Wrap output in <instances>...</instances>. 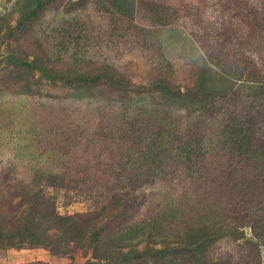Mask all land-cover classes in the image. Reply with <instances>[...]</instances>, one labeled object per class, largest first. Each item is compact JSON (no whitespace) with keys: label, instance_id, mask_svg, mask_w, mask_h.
Here are the masks:
<instances>
[{"label":"rangeland","instance_id":"obj_1","mask_svg":"<svg viewBox=\"0 0 264 264\" xmlns=\"http://www.w3.org/2000/svg\"><path fill=\"white\" fill-rule=\"evenodd\" d=\"M263 219L264 0H0V264H124L215 223L240 232L219 260L264 264Z\"/></svg>","mask_w":264,"mask_h":264},{"label":"trees","instance_id":"obj_2","mask_svg":"<svg viewBox=\"0 0 264 264\" xmlns=\"http://www.w3.org/2000/svg\"><path fill=\"white\" fill-rule=\"evenodd\" d=\"M104 69L107 76H117L119 79L118 81L125 82L124 76L117 75L119 74L117 73L119 72L118 69L108 68L107 66H105ZM59 71L60 72H56L59 76L74 80L95 79L98 75H101L99 71L93 72L79 67L72 70L59 69ZM153 85L163 88L164 92L168 94H176L179 96L186 95L181 91L182 89L180 86L173 85L171 81L167 79H157L154 81ZM195 89L200 90L202 86L197 85ZM186 91L188 93L192 92L191 88H186ZM134 198L135 196L130 193L124 194L121 199L124 205L123 208H130ZM48 228L49 225L45 227V232L49 230ZM234 233L240 232L234 229L232 224L215 223L202 226L195 231H189L182 235L161 238L162 247L160 248L148 246L144 251H141L136 246L131 245L129 250L125 251L123 249L119 255V259L124 264H166L169 262H173L174 264H228L226 262L227 256L229 258L233 255L231 260H235L234 264H259V260L254 259L257 258V254L261 253V245L251 240L232 244L230 248L223 252L222 260H219L216 254L222 248L221 242L229 237H233L234 240ZM259 236L264 239V231H262V234ZM41 238L43 239L41 236L40 241H37L33 245L44 244L45 241H42ZM111 261H113V259H111Z\"/></svg>","mask_w":264,"mask_h":264}]
</instances>
